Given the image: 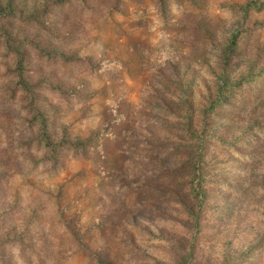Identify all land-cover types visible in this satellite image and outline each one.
I'll use <instances>...</instances> for the list:
<instances>
[{"label": "rangeland", "instance_id": "obj_1", "mask_svg": "<svg viewBox=\"0 0 264 264\" xmlns=\"http://www.w3.org/2000/svg\"><path fill=\"white\" fill-rule=\"evenodd\" d=\"M45 1L55 0H15L25 8L22 15L0 22L1 42L9 46L6 53L0 45V54L8 55L0 74L12 67V50L21 46L25 72L43 88L39 108L57 120L52 136L65 129L70 143L95 141L86 157L66 153L55 167L45 166L42 154L34 156L39 165L31 172L28 163L22 169L3 166L0 211L11 213L3 201L14 194L28 205L43 206L47 220L62 216L87 253L113 264H172L171 247L180 228L165 212L160 216L144 208L150 199L139 187L131 190L130 199L117 193L115 172L122 167L138 171L136 161L128 163L127 157L140 153L151 134L159 133L153 125L144 127V118L152 116L144 107L155 97H167L175 86L193 90L200 105L213 101L220 86L238 82L244 86L242 96L264 98V0H168L163 8L157 0H75L50 13L51 31L27 16ZM6 4L0 0L2 14ZM194 23L198 34L191 41ZM234 37L237 43L225 59ZM202 38L208 39L205 46ZM121 108L125 119L107 126ZM134 111L141 121L131 126ZM8 123L13 141L29 136L21 135L16 122ZM129 126L135 142L121 141ZM31 152L40 151L33 147ZM123 201L128 206L122 207ZM117 209L121 224L108 228L106 215ZM224 226L212 234L196 263L231 264L244 255L241 264H264V247H254L251 235L237 236ZM60 256L62 261L48 264H93L82 251Z\"/></svg>", "mask_w": 264, "mask_h": 264}, {"label": "trees", "instance_id": "obj_2", "mask_svg": "<svg viewBox=\"0 0 264 264\" xmlns=\"http://www.w3.org/2000/svg\"><path fill=\"white\" fill-rule=\"evenodd\" d=\"M74 1H45L27 16L32 24L51 31L47 22L50 13L72 6ZM157 1L163 8L168 0ZM24 9L15 0H7L3 14L0 11V22L20 17ZM196 24H192L191 41H196ZM202 32L207 34L206 30ZM1 37L0 33L2 50L8 53L5 48L8 45L2 44ZM207 40H200L203 46ZM236 43L234 37L225 59L232 54ZM12 53V67L0 74V181L3 166L22 169L28 163L31 172L39 165L34 156L42 154L44 165L55 167L66 153L86 157L95 141L89 137L85 142L70 143L65 129L56 139L52 136V126L57 128V120L39 108L43 88L25 72V50L20 46ZM7 58V54H0V63ZM174 77L177 81L180 79L177 72ZM243 87L240 82L220 86L213 101L203 105L195 102L193 90L185 92L179 85L170 89L167 97H155L153 104L144 107L152 115L144 118V127L153 125L159 133L151 134L140 153L137 150L127 157L128 163L136 161L138 171L122 167L115 172L117 193L130 199L133 189L137 191L139 187L150 199L143 207L160 216L165 212L173 225L180 228L175 238L177 244H170L172 264H198L199 252L210 243L218 227L222 229L224 225H230L237 236L251 235L254 247H264V98L242 96ZM24 101L28 103L25 108ZM11 109L13 114L9 113ZM122 110L116 112L113 122L107 126L115 127L125 119ZM9 121L21 127V135L28 132L29 136L13 141L8 133ZM140 121L139 113L134 111L130 125L136 126ZM131 126L123 132L121 141L137 140ZM33 147L40 152L34 155ZM3 198L4 194L0 202ZM3 202L11 213L7 214L6 209L0 211V226H4L0 231V264H48L50 260L60 261L63 258L60 255L68 251L71 254L82 251L93 264H113L79 248L82 238L69 228L62 216L47 220L43 206L28 205L14 194ZM128 203L123 201L121 206ZM106 223L108 228L117 229L121 224L120 211L108 213ZM73 245L76 248L72 250ZM17 248L19 251L14 252ZM243 256L233 258L231 264H241Z\"/></svg>", "mask_w": 264, "mask_h": 264}, {"label": "clouds", "instance_id": "obj_3", "mask_svg": "<svg viewBox=\"0 0 264 264\" xmlns=\"http://www.w3.org/2000/svg\"><path fill=\"white\" fill-rule=\"evenodd\" d=\"M13 251H14V252H18V251H19V249H18V248H17V249H13Z\"/></svg>", "mask_w": 264, "mask_h": 264}]
</instances>
